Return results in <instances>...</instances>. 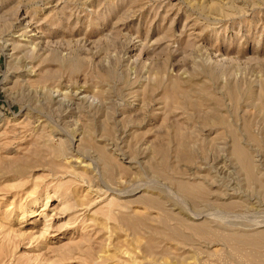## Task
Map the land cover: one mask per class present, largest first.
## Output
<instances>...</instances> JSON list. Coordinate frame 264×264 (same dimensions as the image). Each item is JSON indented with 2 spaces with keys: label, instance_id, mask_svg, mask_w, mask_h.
<instances>
[{
  "label": "rangeland",
  "instance_id": "rangeland-1",
  "mask_svg": "<svg viewBox=\"0 0 264 264\" xmlns=\"http://www.w3.org/2000/svg\"><path fill=\"white\" fill-rule=\"evenodd\" d=\"M0 264H264V0H0Z\"/></svg>",
  "mask_w": 264,
  "mask_h": 264
}]
</instances>
